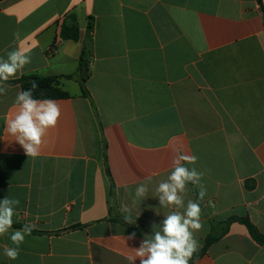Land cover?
I'll use <instances>...</instances> for the list:
<instances>
[{"label": "crops", "instance_id": "1", "mask_svg": "<svg viewBox=\"0 0 264 264\" xmlns=\"http://www.w3.org/2000/svg\"><path fill=\"white\" fill-rule=\"evenodd\" d=\"M262 9L264 0H1L0 58L19 47L31 63L0 95V200H19L14 223L35 232L14 261L3 254L10 233L0 236V264H130L176 210L160 206L155 188L180 154L204 173L199 249L216 238L192 264H264V244L227 223L247 218L264 235ZM71 13L77 42L60 38ZM86 38L87 95L59 81L69 96L55 99L57 125L28 157L6 130L19 108L11 81L75 74ZM149 177L147 197L135 200ZM187 187L185 205L199 199Z\"/></svg>", "mask_w": 264, "mask_h": 264}, {"label": "clouds", "instance_id": "2", "mask_svg": "<svg viewBox=\"0 0 264 264\" xmlns=\"http://www.w3.org/2000/svg\"><path fill=\"white\" fill-rule=\"evenodd\" d=\"M14 38H19L14 34ZM31 63V55L27 49L19 47L7 52V58H0V95L6 94V82L15 77L26 65ZM29 90L17 93L15 104L19 106L18 112L7 121V132L23 148L26 155L36 157L40 154L43 138L49 129L57 125L61 115L59 104L52 99H37L33 90L39 86L31 81ZM198 158L194 155L180 154L173 159V168L166 180L159 182L155 194L162 208H175L165 215L162 226L152 235L146 236L140 246L133 249L134 256L129 257L130 264L139 258L140 264H189V261L199 249L195 233L203 227L201 222L202 208L200 202L207 194V189L202 183L204 173L195 167ZM187 165H192L188 167ZM151 177L137 185L135 200H143L149 192ZM199 188V199H189L185 205V195L188 185ZM135 202V201H134ZM20 201L5 197L0 200V236L10 233L13 246H5L3 254L9 260H17L20 255V245L25 237L30 235L33 227L25 224L20 229H14V215ZM211 205V202H209ZM214 206V205H211ZM183 209V211H180ZM124 221L134 224L127 206L122 207ZM132 233L127 239H134Z\"/></svg>", "mask_w": 264, "mask_h": 264}, {"label": "trees", "instance_id": "3", "mask_svg": "<svg viewBox=\"0 0 264 264\" xmlns=\"http://www.w3.org/2000/svg\"><path fill=\"white\" fill-rule=\"evenodd\" d=\"M263 17H264V12H263ZM87 30L88 31L91 30V22H89L87 26ZM79 34H80L79 27L76 16L72 13L66 15L60 26V38L64 41L70 40L77 42L79 40ZM88 42H89L88 38H86V40H84L83 42L81 53L78 60V67L75 74L66 75V76H40L38 74H29V75H24L20 77L18 80L11 82L18 83L20 86V91H22V90H29L31 88L30 82L35 81L39 87L33 90L34 98L55 100V99L67 98L69 96L67 92L61 90V88L59 87V81L61 79L75 80L79 84L81 94L83 96L87 95V91L85 89V82L87 80L86 56L88 54ZM231 222H239L244 224L247 227L248 232L252 237V239L259 244H264V235L259 233L257 229L248 221L247 218L231 217L228 219L227 223H231ZM13 227L22 228L23 226L20 223H14ZM215 240L216 238L213 237L212 235L207 236L203 247L199 249L196 253H194L193 257L189 261V264H192L197 258L201 257L205 253L208 246Z\"/></svg>", "mask_w": 264, "mask_h": 264}]
</instances>
